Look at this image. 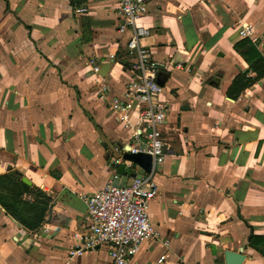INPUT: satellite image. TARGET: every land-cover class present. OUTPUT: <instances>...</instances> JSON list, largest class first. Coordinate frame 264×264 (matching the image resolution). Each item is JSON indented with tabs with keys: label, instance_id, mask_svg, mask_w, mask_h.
Segmentation results:
<instances>
[{
	"label": "crops",
	"instance_id": "0c3cea01",
	"mask_svg": "<svg viewBox=\"0 0 264 264\" xmlns=\"http://www.w3.org/2000/svg\"><path fill=\"white\" fill-rule=\"evenodd\" d=\"M117 8L0 0V178L43 207L33 225L0 197V264H110L105 247L69 252L87 223L85 197L114 173L115 185L142 176L124 159L137 104L128 124L108 104L133 78ZM147 10L141 43L167 75L168 108L148 217L169 244L145 242L128 264H225L226 252L264 264V0H149ZM241 26L252 38L238 37Z\"/></svg>",
	"mask_w": 264,
	"mask_h": 264
},
{
	"label": "built area",
	"instance_id": "2783aa9c",
	"mask_svg": "<svg viewBox=\"0 0 264 264\" xmlns=\"http://www.w3.org/2000/svg\"><path fill=\"white\" fill-rule=\"evenodd\" d=\"M148 1L118 0L116 31L121 36L127 34L124 49L133 60L129 68L133 78L124 87L122 95L111 98L108 104L109 109L118 115L120 124H128L126 113L132 102L137 104L138 126L133 131L134 142L128 148V154L148 156L150 170L132 178L126 185H115L113 182L119 176L114 173L99 191L85 197L87 223L82 232L72 234L74 247L69 252L70 257L105 247L110 264H128L145 242H158L164 247L169 244L148 217L149 204L158 193L155 170L165 158L161 128L168 115L167 105L160 100L163 88L157 83L160 67L141 43L149 36V30L141 24L148 11ZM74 13L84 14L86 10L78 9ZM237 35L240 39H250L253 29L241 26ZM259 55L264 62V48L259 50ZM92 65L96 73L98 68ZM174 69L181 68L175 66ZM119 165L115 159V166ZM26 200L32 202L30 196H26Z\"/></svg>",
	"mask_w": 264,
	"mask_h": 264
},
{
	"label": "rangeland",
	"instance_id": "374dc122",
	"mask_svg": "<svg viewBox=\"0 0 264 264\" xmlns=\"http://www.w3.org/2000/svg\"><path fill=\"white\" fill-rule=\"evenodd\" d=\"M7 182L8 178H0V197L3 200L2 203L12 210L11 212L20 213L28 222H34L43 207L41 205L24 203L22 201V193L13 187H9Z\"/></svg>",
	"mask_w": 264,
	"mask_h": 264
},
{
	"label": "water",
	"instance_id": "95a60500",
	"mask_svg": "<svg viewBox=\"0 0 264 264\" xmlns=\"http://www.w3.org/2000/svg\"><path fill=\"white\" fill-rule=\"evenodd\" d=\"M167 77L164 73H159L157 76V83L159 86L162 87L163 80ZM120 156L116 157L115 159H119ZM124 159L128 162H131L135 165H138L141 167L142 171L140 172V175H143L146 172H149L150 170V158L143 154H137V155H130L126 154L124 156ZM115 168L118 170V173L120 174L124 168L123 165L115 166ZM22 183L26 186H30L29 182L25 179H21ZM225 264H241L242 257L240 254H234L230 252H226L224 255Z\"/></svg>",
	"mask_w": 264,
	"mask_h": 264
},
{
	"label": "trees",
	"instance_id": "16d2710c",
	"mask_svg": "<svg viewBox=\"0 0 264 264\" xmlns=\"http://www.w3.org/2000/svg\"><path fill=\"white\" fill-rule=\"evenodd\" d=\"M250 50L252 51V47L250 46ZM259 61H260V65H261V71H260V73H261V75H264V63L263 62H261V60H260V58H259ZM21 185V187H22V189H18L22 194L23 193H26V190H27V188L25 187V186H23L22 184H20ZM22 201H24V203H30L31 205H33V204H36V200H33L32 202H27V201H25L23 198H22ZM2 203V202H1ZM1 205H3V207H5V209L7 210V211H9V212H11L12 210H10L8 207H6V205L5 204H1ZM41 212V211H40ZM20 222H21V224L23 225V226H25V227H27V228H31V226H30V224L28 223V222H26V221H24V220H21L20 219ZM35 223H33V225L34 224H36V223H38V219H36L35 221H34ZM32 223V222H31Z\"/></svg>",
	"mask_w": 264,
	"mask_h": 264
}]
</instances>
